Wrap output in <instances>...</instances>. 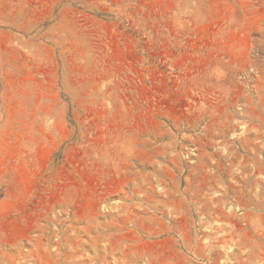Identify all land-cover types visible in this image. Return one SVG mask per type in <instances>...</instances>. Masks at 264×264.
<instances>
[{"label": "rangeland", "instance_id": "374dc122", "mask_svg": "<svg viewBox=\"0 0 264 264\" xmlns=\"http://www.w3.org/2000/svg\"><path fill=\"white\" fill-rule=\"evenodd\" d=\"M0 264H264V0H0Z\"/></svg>", "mask_w": 264, "mask_h": 264}]
</instances>
